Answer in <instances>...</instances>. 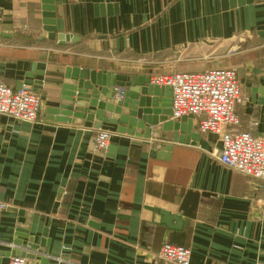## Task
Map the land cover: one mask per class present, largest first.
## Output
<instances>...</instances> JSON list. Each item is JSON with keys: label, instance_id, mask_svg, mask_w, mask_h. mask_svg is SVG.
<instances>
[{"label": "crops", "instance_id": "obj_1", "mask_svg": "<svg viewBox=\"0 0 264 264\" xmlns=\"http://www.w3.org/2000/svg\"><path fill=\"white\" fill-rule=\"evenodd\" d=\"M222 1L53 0L57 33L79 37L57 44L39 39L41 0H0V80L41 99L37 122L0 114V264L14 253L44 264H172L156 255L164 242L189 247L190 264H264V188L217 160L218 136L195 118L189 134L162 131L158 142L172 148L160 158L151 139L105 122L112 149L94 151L91 122L46 112L67 67L127 77L114 87L125 98L153 75L235 66L237 128L264 135V0Z\"/></svg>", "mask_w": 264, "mask_h": 264}, {"label": "built area", "instance_id": "obj_2", "mask_svg": "<svg viewBox=\"0 0 264 264\" xmlns=\"http://www.w3.org/2000/svg\"><path fill=\"white\" fill-rule=\"evenodd\" d=\"M149 82L170 89V120L195 118L201 132L218 136L217 160L226 168L248 176L255 189L264 188V135L253 136L237 128L236 105L243 103L244 98L235 66L160 73L150 76ZM114 93L115 100L123 99V89L118 88ZM40 107V95L30 85L13 88L0 80V114L24 122H37ZM113 134L102 127L97 128L92 140L93 150L106 151ZM156 255L172 264H190L191 261L189 247L170 242H164ZM7 263L44 264L15 254Z\"/></svg>", "mask_w": 264, "mask_h": 264}, {"label": "water", "instance_id": "obj_3", "mask_svg": "<svg viewBox=\"0 0 264 264\" xmlns=\"http://www.w3.org/2000/svg\"><path fill=\"white\" fill-rule=\"evenodd\" d=\"M252 0H223L224 8H234L243 3H250ZM42 10V28L44 33L39 37L40 40L47 33L50 40L57 39V44L65 42H75L78 36L58 32L55 28L54 6L53 0H41ZM125 76L114 73H96L95 70L88 68H71L67 67L64 73V81L60 92V101L56 108H48L46 112L51 115L49 118L57 122L70 121L69 117H73L74 124H82L84 120L92 123V126L99 128L102 122L115 124L117 133L132 134L142 139H151L152 156L162 157L163 148L170 151L171 145L161 144L162 131H178L184 132V126L187 127V134L191 129V117H181L178 122L173 123L169 117L171 115L170 102L171 99H157L161 94V90L155 88L146 80L147 85L139 84L140 89L128 91L125 98L115 100L114 87H125ZM89 80V82H86ZM133 85V84H132ZM100 87L99 91L95 90ZM104 86V87H103ZM142 87V88H141ZM131 88V87H130ZM171 95L169 88L165 87ZM104 99H100V96ZM115 100V101H114ZM188 124V126L183 123ZM114 135H111L113 138ZM187 139V137H185ZM178 142L181 139H175ZM187 141V140H185ZM110 142V140H109ZM108 150L112 148H107ZM158 152L160 154H158ZM160 216L169 217V213L160 209H155ZM29 215V214H28ZM170 218V217H169ZM29 220L27 219V223ZM16 235L28 238L26 233L16 232ZM20 244V238L13 241ZM17 255L18 253H14Z\"/></svg>", "mask_w": 264, "mask_h": 264}, {"label": "rangeland", "instance_id": "obj_4", "mask_svg": "<svg viewBox=\"0 0 264 264\" xmlns=\"http://www.w3.org/2000/svg\"><path fill=\"white\" fill-rule=\"evenodd\" d=\"M245 40V39H244ZM244 40H242V41H244Z\"/></svg>", "mask_w": 264, "mask_h": 264}, {"label": "bare ground", "instance_id": "obj_5", "mask_svg": "<svg viewBox=\"0 0 264 264\" xmlns=\"http://www.w3.org/2000/svg\"><path fill=\"white\" fill-rule=\"evenodd\" d=\"M115 91V90H114Z\"/></svg>", "mask_w": 264, "mask_h": 264}]
</instances>
